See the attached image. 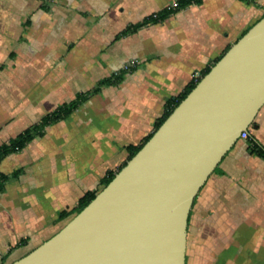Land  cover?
I'll use <instances>...</instances> for the list:
<instances>
[{
	"label": "crops",
	"instance_id": "1",
	"mask_svg": "<svg viewBox=\"0 0 264 264\" xmlns=\"http://www.w3.org/2000/svg\"><path fill=\"white\" fill-rule=\"evenodd\" d=\"M178 1L0 0V146L86 95L0 159V264L59 231L70 219L58 213L101 189L192 72L264 16V0H200L149 20ZM253 124L193 199L185 264H264V158L250 151L251 141L264 149V103Z\"/></svg>",
	"mask_w": 264,
	"mask_h": 264
},
{
	"label": "water",
	"instance_id": "2",
	"mask_svg": "<svg viewBox=\"0 0 264 264\" xmlns=\"http://www.w3.org/2000/svg\"><path fill=\"white\" fill-rule=\"evenodd\" d=\"M264 103V16L59 231L9 264H185L193 199Z\"/></svg>",
	"mask_w": 264,
	"mask_h": 264
},
{
	"label": "trees",
	"instance_id": "3",
	"mask_svg": "<svg viewBox=\"0 0 264 264\" xmlns=\"http://www.w3.org/2000/svg\"><path fill=\"white\" fill-rule=\"evenodd\" d=\"M200 0H180L177 2L176 7H170L165 9L163 12L153 15L149 20L151 21H157L165 17L166 15L170 14L171 12L184 7L187 4L190 3H197ZM210 68L206 69L202 76L209 71ZM118 77L109 78L103 81V83H112L117 80ZM195 82H191L186 89L179 94L178 96L174 97L173 99L167 101L166 103V110L163 113V115L155 122L153 131L147 135L143 141L137 145H128L126 147L128 151L127 160H129L140 148L141 146L151 137L153 132L161 125V123L167 118V116L172 112V110L178 105V103L191 91V89L195 86ZM86 95L81 94L77 96L74 100H72L70 103L61 105L53 112L45 115L41 121L26 130H24L22 133L17 135L15 138L11 139L7 144H3L0 146V159L5 156L6 154H9L11 152H16L24 148L34 136L41 135L43 132V129L45 126L50 125L54 122H56L59 119L67 117L72 110H74L79 103H81L85 99ZM250 129V127L247 129V131ZM250 151L251 153L260 155L264 158V149L260 147L258 144H256L254 141H251L250 144ZM126 160V161H127ZM126 161L117 169V171L125 165ZM117 171H108L100 180L101 189L106 186L114 177L115 173ZM16 175V172L14 173ZM6 175H0V188H2L3 182L6 180ZM100 189V190H101ZM99 190V191H100ZM97 190L87 191L85 192L79 199L77 204L67 210L60 211L58 213V220H65V219H71L73 216H75L77 213H79L99 192Z\"/></svg>",
	"mask_w": 264,
	"mask_h": 264
},
{
	"label": "built area",
	"instance_id": "4",
	"mask_svg": "<svg viewBox=\"0 0 264 264\" xmlns=\"http://www.w3.org/2000/svg\"><path fill=\"white\" fill-rule=\"evenodd\" d=\"M176 6H177V3H174V4H173V7H176ZM131 63H133V61H132ZM129 66H130V64L128 63V64H125L124 67H125V69H128ZM201 77H202V73L199 72V71H194V72H192V74H191L192 81L195 82V83H197ZM248 134H249V133H248L247 130L242 131V132L240 133V137H242V138H246V137L248 136Z\"/></svg>",
	"mask_w": 264,
	"mask_h": 264
}]
</instances>
